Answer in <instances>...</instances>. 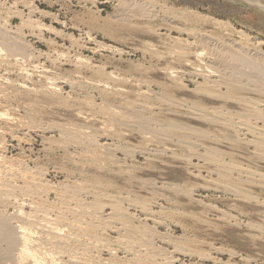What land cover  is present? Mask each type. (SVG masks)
<instances>
[{"label": "bare ground", "instance_id": "1", "mask_svg": "<svg viewBox=\"0 0 264 264\" xmlns=\"http://www.w3.org/2000/svg\"><path fill=\"white\" fill-rule=\"evenodd\" d=\"M23 1L30 4L27 17L17 5L11 10L16 17L23 15L19 25L0 12V264L174 263L159 240L171 244V252L216 262L217 256L192 249L188 237L175 242L161 233L165 221L160 213L176 216L177 208L171 205L178 202L176 197L140 195L157 187L174 194L187 190L180 189L178 169L166 167L175 180L159 186L142 173L159 168L153 161L164 155L172 161L198 159L217 176V189L242 202L247 199L257 209L264 205L262 197L242 187H264V41L253 40L229 20L187 6L104 0L101 3H113L109 21L118 40L126 42L130 33L158 20L164 26L159 30L165 29L156 44L165 51L155 50L150 40L142 44V56L156 59V64L122 70V56L129 51L114 43L91 46L93 53L110 52L112 68L111 60L97 62L74 50L73 45L80 44L73 42L75 37L66 49L52 38L45 41L48 50H37L23 26L40 42L45 40L42 31L54 29L55 34L56 28L36 19L39 8ZM246 1L264 6V0ZM150 71L166 80L158 91L151 86L156 76ZM39 141L45 164L40 155L8 154L9 146L25 143L32 152ZM240 142L251 151L239 153ZM223 145L251 164L232 158L233 152ZM182 147L188 153H179ZM139 155L147 162L131 164ZM49 171L61 179L47 178ZM183 195L200 202L191 193ZM160 200L166 202L156 205ZM221 212L222 219L237 223L234 215Z\"/></svg>", "mask_w": 264, "mask_h": 264}, {"label": "rangeland", "instance_id": "2", "mask_svg": "<svg viewBox=\"0 0 264 264\" xmlns=\"http://www.w3.org/2000/svg\"><path fill=\"white\" fill-rule=\"evenodd\" d=\"M15 1L16 0H0V12L2 11L1 14L4 18L6 15H7L6 17H9V21L10 23L12 22L11 23L12 25H19L22 22V18L28 16L27 14L29 11L28 7L30 6V4L24 3L23 0L16 1L18 2L16 4L17 7L19 6L18 8L21 9L23 13L25 12L24 13L25 16L22 15L23 16L22 17L21 15H17L16 17L14 16L15 14L12 13L11 11V10L15 11L14 10L16 6ZM27 1H31L32 3H34L40 10L39 14L37 13V15L34 16V17H37L36 19H38L39 21L45 22L44 24H47L49 26L56 28V30L58 29L57 31L55 30V34L52 33L54 29L49 30L51 32H48V30L42 31V35L45 38V40L43 41L42 39L40 42V40H38L37 38L29 35V29H27V26H23L25 28L23 29V32L26 34V38L33 44L35 48H37V50H44V51L48 50L49 44L48 42H45V41H48L49 39H52V38H53L52 41L54 43L55 41H57L56 45L58 46V48H61V49L63 48L66 49L65 47L70 46L72 45L71 43L78 41V43L80 44L78 47H76L77 44L75 43L76 45H73V47L75 46V48H73L74 50L78 52H82V53L84 52L86 56H89V57L92 56V58H94V60L97 62H105L107 61V59L111 60L109 64H110V68H112L111 64H112V61L114 62V60H112L111 58H107L108 55L112 56L110 55V52L98 50L97 51L98 53L97 52L93 53L91 52V48L96 47L97 45H99V43L105 44V45H112V43H114L116 45H120V47H124L126 51H129L128 53L122 56L124 60L122 66H120L122 70L123 69L129 70L131 68H134L135 65H137L138 63L141 64L142 69L147 68L151 66L152 64H156V59L152 60L149 56L146 57L145 59V57L142 56L143 51L141 49H143V46L146 45L145 40H148L147 41L148 43L150 40L151 44L155 43L154 45H156L157 42L159 43V39L161 37L159 36V34L165 33V29L159 30L160 28H164V26L161 25L160 20L150 23L151 25L144 24L145 25V27L143 26L144 29L143 30L140 29L141 31L139 30L138 31L139 33L137 32L136 33L132 32L133 34L130 33L131 37L129 36L130 38L129 40H127L130 42H127V41L124 42V39L118 40L115 37H112V28H111L112 24H110V21H109V20H112L111 18H109V14H111L110 17L112 16V10H113L112 1L109 3H101L104 0H96L95 2L94 0H27ZM158 1H159V4L161 3L164 4L166 2L169 3L170 5L176 4V8L187 6L186 8L198 10L199 12L204 13V14H208V15L210 14L211 16L229 20L230 22L233 23V26L235 28L242 29L248 33H251V36L254 37L252 38L253 40L261 39L264 41V6L263 5L261 6L260 4L251 3L246 0H158ZM12 14H13V17H11ZM106 28H108L109 31ZM146 28L148 30H145ZM58 31L61 32L59 36H58L59 33H56ZM89 32L92 34L91 36L94 37V38L93 37L91 38V41H90V38L87 36ZM72 37H75L73 39L74 40L73 42L71 41ZM237 38L239 39V37ZM44 43L47 45H45ZM157 45L155 47V50L158 47L161 51L162 50L165 51L162 45H160V47ZM115 56L118 57L117 55ZM115 63L117 62L115 61ZM114 66L115 65H113V67ZM150 72H152L150 73L151 77L156 76L155 78H153V80L155 79L154 80L155 83L153 81L154 84L151 86L154 87V89L156 90L161 89L162 80H164L163 83L166 82L165 78H162V77L160 78L159 76L157 79L158 75L157 74L154 75L153 71H150ZM184 82L187 85H190V87H193L194 85V83L192 81H189L187 78L184 80ZM14 143H17V142H14ZM133 143L136 145H139L137 144L139 143L138 141H135ZM240 144L241 145H239L240 146L239 148L241 152L239 151V153H242L245 155V153H248V151L249 152L251 151L252 147H249V146L247 147V145L241 142ZM24 146L26 149L25 150L23 149L22 151L21 149ZM35 146L37 149H35L36 151L34 150L32 152L28 150L30 147V144L28 143L21 145V148H20V145L18 144H16L14 148L13 146H9L8 154L12 155V154H17V153L27 152V154L34 155L35 158L37 157V155L38 156L40 155L39 158L42 157L41 159H43V161L42 160L41 161L45 164L47 162V158L44 156V154L42 153L40 149L41 148L40 141L36 143ZM224 147L226 149L225 150L226 152L228 151H231V153L233 152V156L232 154H229L230 155L229 157L232 156V158L239 159L243 163L247 162V164H251L248 160H246V158L244 160L242 157H239L238 155H236L237 151L228 149L229 147L227 145L226 146L223 145L222 147L223 150H224ZM182 148L181 149L177 148L178 152L180 151L179 153L181 154H183L184 152H185L184 154L188 153V150H186L185 148L183 149ZM234 152H236V154ZM144 156L139 155L137 158L132 159V161H130L131 164H134V162L135 163L139 162L142 164L146 163L147 161L145 160ZM170 157L172 156L164 155L163 157L157 158L153 162L155 166L159 165L158 166L159 168L156 167L155 169H153L154 171L150 173L152 175L148 174L151 171L147 173L146 172L142 173L141 171L142 175H144L145 178L149 177L151 181H156L159 186L161 185L160 183H162L163 181L175 180L173 179L175 178L173 173L169 172L168 169L166 168V167L172 166L174 169L175 168L178 169L177 170V172L179 173L178 178L181 181L180 189L181 188L184 189V187L186 186L185 188H187V190L186 189L183 190L180 194H177V193L174 194L173 192H168L170 191L169 189L161 188L160 190V188L157 187V188H154V190L146 189L144 191H141L142 193L140 192L141 193L140 195H142L141 196L142 198L147 197L149 199H151L152 196H154L155 194H157L156 195L157 197L158 196L162 197V195L165 193H166L165 195L176 197L178 199V202L175 201L174 203L171 204V205L174 204L173 206L177 208V212L174 211L176 213V216L174 215L175 218H173L174 217L173 215L172 217L170 216L171 215L170 212L160 213L161 218H163L165 221L164 223H167V224L163 223L159 226L161 233H163V235L165 234L164 235L165 237L167 235L171 236V238H174L171 240H174L175 242L176 241L182 242V240L186 242L184 239L185 238L187 239L188 237L187 239L188 242L186 243L190 247H192V249H196L197 251H205L207 254L209 255L211 254V256L213 255L219 258L217 259L218 262L216 261L217 262L216 263L215 261H213V258H209V260L208 259L206 260V259H202L198 257L197 255L189 256V255H182L181 253H177V252L176 253L171 252L173 250V247L171 246V244L169 245L168 243H165L159 240L158 245H160V247L168 249V251L170 252L169 255H172L175 257L176 261H174V263H171V264H223V262L224 264L225 262H228L229 264H264V238H263L264 236V205H261L260 208L257 209L258 207L256 208V206L253 205L254 203L249 202L247 199L246 201L245 199L241 198L244 202L246 201L244 203L240 201V199L235 197L234 195L227 194L224 191L217 189L216 185L213 182L214 177L216 175L214 173H208L209 172L208 164H203L202 161H199L198 159H193L191 160V162H187L184 159L178 158V159H175L176 161H172ZM161 166L163 168H161ZM49 167L50 166L48 165V168ZM160 168L162 172H160L161 171ZM158 169L160 171H158ZM49 174L50 175L47 177L49 179H53V180L61 179V177H59L60 175L56 176L55 172L53 171H49ZM137 174H139V172H137ZM215 178H217V176ZM242 185L243 184H240V186ZM242 187H244V189L245 187L246 188L248 187L247 193L249 192L248 193L249 195L251 194L253 195V197L260 196L262 197L261 200L264 199V187L257 188V186H249V185H245V186L243 185ZM191 190L193 193L190 192ZM184 192L193 194L192 198L194 197L193 199H197L200 202H197V201L189 202L188 196L183 195L185 194ZM158 193H160V195ZM155 202L156 201H154V204ZM164 202H166V200H162V201L160 200L159 203L156 202V205L160 203L164 204ZM250 203L251 205H249ZM247 204L250 207H248ZM211 205H214V206H211ZM252 207H254V209ZM155 208L157 209V207ZM178 209L180 213L182 211V214L180 215L177 214L179 213ZM258 210L260 211L261 214L258 212ZM221 211L229 215L230 214L234 215L233 218L237 220V223L232 222V221L228 222L229 219H226L227 221L226 222L224 219H222L223 218L222 216H224L225 214L223 213L224 214L223 215ZM168 214L171 217V220L172 219L174 220L171 221ZM250 219H251V222L249 221ZM150 223H153V222L151 221ZM250 223L260 224V228H256V227L254 228L253 226L249 225ZM251 234L254 237H251L252 236ZM181 237H184V238H181ZM260 237H262L263 239L262 238L260 239ZM216 247L218 251L215 249ZM229 251H234L236 252V254L232 256L231 255L232 253L231 252L229 253Z\"/></svg>", "mask_w": 264, "mask_h": 264}]
</instances>
